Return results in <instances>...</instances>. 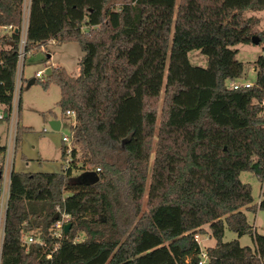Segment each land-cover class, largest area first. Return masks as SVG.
<instances>
[{
	"label": "trees",
	"instance_id": "obj_1",
	"mask_svg": "<svg viewBox=\"0 0 264 264\" xmlns=\"http://www.w3.org/2000/svg\"><path fill=\"white\" fill-rule=\"evenodd\" d=\"M23 4L0 0V27L19 29ZM262 10L264 0H29L25 54L54 41L83 55L78 75L52 68L42 83L59 87L65 118L73 113L70 152L62 141L56 173L11 171L0 264H198L202 253L204 264H264V235L244 213L264 211V53L252 85L229 86L243 73L236 46L264 42L245 12ZM19 37L0 35L6 114ZM192 51L205 67L190 64ZM30 129L18 120L14 150ZM89 171L94 184L81 179ZM246 171L261 183L257 204L239 179ZM61 213L66 237L55 236ZM226 229L252 247L223 242ZM208 232L214 245L201 250Z\"/></svg>",
	"mask_w": 264,
	"mask_h": 264
},
{
	"label": "rangeland",
	"instance_id": "obj_2",
	"mask_svg": "<svg viewBox=\"0 0 264 264\" xmlns=\"http://www.w3.org/2000/svg\"><path fill=\"white\" fill-rule=\"evenodd\" d=\"M28 1L24 0V17L27 15ZM245 16L258 18L260 20V29H264V10L259 12L247 11ZM1 34H3L2 28H0ZM236 50V60L243 65V73L242 77L233 81V83L239 86H250L256 80L253 64L258 56L263 55L264 42L258 45L252 43L239 44L236 46ZM82 55L79 45L75 42H66L59 45L49 42L45 47L25 54L20 80L21 89L17 93V99L20 104L19 117L18 109L15 107L13 118L10 116L8 121L0 120V145L6 147L4 170L0 179L1 187H3V182L5 187L6 174L9 171L24 173H56L60 171L62 165L60 159L62 138L71 136L70 127L74 123L73 117L67 115L65 118L57 106L60 98L59 87L55 83L50 82L44 88L42 83L46 81L52 68L62 67L68 74L78 75V61ZM188 60L191 65L199 67H205L207 62L206 57L197 51L188 53ZM37 72L42 73L41 78L35 77ZM30 80H35V82L28 86ZM50 112L53 114H50ZM17 120H19L20 126L30 127L31 129L22 134L20 146L17 150H14L16 130L11 125L13 122L15 124ZM52 121L60 122L58 131L51 129L50 122ZM66 145L69 146L68 143ZM239 179L241 182L249 184L253 204H257L261 194V183L258 177L253 172L246 171L240 173ZM144 207L145 196L143 209H145ZM244 213L247 222L256 233L264 235V211H244ZM80 239L81 236L78 240ZM196 240L201 250L214 245V239L210 237L209 232L198 236ZM233 240H237L240 246L252 247V241L248 235L238 237L235 233L226 229L223 242Z\"/></svg>",
	"mask_w": 264,
	"mask_h": 264
},
{
	"label": "built area",
	"instance_id": "obj_3",
	"mask_svg": "<svg viewBox=\"0 0 264 264\" xmlns=\"http://www.w3.org/2000/svg\"><path fill=\"white\" fill-rule=\"evenodd\" d=\"M26 27H27V15H26V17L22 18L21 26L19 29L13 28L12 26L1 27L3 32H12V31L17 30L20 37H19V43H18L17 67H16V76H15V84H14V90H13L11 109H10L9 114H6L5 112L0 111V120H5L6 118L9 119L10 116H12V118H13V114L15 112V107L18 109L19 100L17 99V93H18L19 89H21L20 80H21V76H22V72H23V62H24V58H25L24 47H25ZM35 77L41 78L42 73L37 72L35 74ZM240 87L247 88L249 86H239L236 83H231V85H230V88L233 90H236ZM66 115L73 117V113H70V112H67ZM16 124H17V122H15V124L13 122L11 125V127H13L15 130H16V126H17ZM70 138H71V136L69 138L63 137L62 138L63 143L65 145H66V143H68L70 146V142H71ZM69 146H67L68 147L67 153L70 152ZM96 171H99V169H97ZM7 197L8 196H6V198ZM0 198H1L0 199V227H1V229H0V231H1V233H0V248H1V242H2V238H3V221H4L3 213H5L6 205L4 206V196H1ZM6 204H7V201H6ZM67 223H70L69 216L65 213H61L60 218H58L54 224L56 237H60L63 234L62 233L63 226ZM34 242H35V240L31 236L24 238V240L22 241L24 246H27V245L32 244ZM205 259H206V256L204 253H202L201 254V261L198 262V264H204Z\"/></svg>",
	"mask_w": 264,
	"mask_h": 264
},
{
	"label": "water",
	"instance_id": "obj_4",
	"mask_svg": "<svg viewBox=\"0 0 264 264\" xmlns=\"http://www.w3.org/2000/svg\"><path fill=\"white\" fill-rule=\"evenodd\" d=\"M14 33H18L17 30L14 31ZM251 43L254 44V45H258L259 43V39L256 37V36H253L251 38ZM34 83V80H30L29 83H28V86L33 84ZM50 127L53 131H58L59 128H60V122L59 121H52L50 122ZM81 179L83 182H88L89 184H94L97 182L98 180V176L95 172H92V171H89V172H84L81 174ZM54 220L57 219V215H55L53 217ZM71 228V223H67L63 226V229H62V233H63V236L66 237L69 230Z\"/></svg>",
	"mask_w": 264,
	"mask_h": 264
},
{
	"label": "crops",
	"instance_id": "obj_5",
	"mask_svg": "<svg viewBox=\"0 0 264 264\" xmlns=\"http://www.w3.org/2000/svg\"><path fill=\"white\" fill-rule=\"evenodd\" d=\"M24 6V4H23ZM23 17H24V12H23ZM1 28V27H0ZM5 33V32H3ZM2 35V34H1ZM51 43H54V41H51ZM35 82V80H34ZM19 106V105H18ZM0 111L4 112L3 108L0 106ZM6 120V119H5ZM8 121V119L6 120ZM18 122V120H17ZM17 125V124H16ZM24 127V126H23ZM27 128H30V127H27ZM0 146H3V145H0ZM10 173L11 171H9L7 174H6V183H5V187H4V182H3V187L0 186V197L1 196H4V206L6 205V201H7V198L6 196H8V185H9V177H10ZM2 188V189H1ZM4 211V210H3ZM5 213H3L4 215Z\"/></svg>",
	"mask_w": 264,
	"mask_h": 264
}]
</instances>
